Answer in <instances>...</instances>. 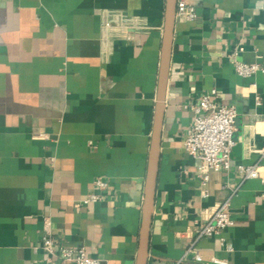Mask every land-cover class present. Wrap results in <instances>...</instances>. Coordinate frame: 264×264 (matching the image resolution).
<instances>
[{
	"label": "crops",
	"instance_id": "1",
	"mask_svg": "<svg viewBox=\"0 0 264 264\" xmlns=\"http://www.w3.org/2000/svg\"><path fill=\"white\" fill-rule=\"evenodd\" d=\"M179 1L196 17L174 28L148 264L183 255L240 184L238 166L258 159L249 147H264V72L234 69L264 63V0ZM164 2L0 0V264H68L42 248L46 218L56 246L135 264ZM212 90L236 109L235 145L230 168L203 183L183 141L189 106ZM90 194L99 199L85 202ZM230 209L225 242L197 247L227 264H264V184L243 181Z\"/></svg>",
	"mask_w": 264,
	"mask_h": 264
},
{
	"label": "built area",
	"instance_id": "2",
	"mask_svg": "<svg viewBox=\"0 0 264 264\" xmlns=\"http://www.w3.org/2000/svg\"><path fill=\"white\" fill-rule=\"evenodd\" d=\"M196 17L194 9L183 1H178L176 19L193 20ZM120 24L127 25L130 19L127 16L117 18ZM111 22L104 23V28L108 29ZM235 72L242 77H249L257 72H264V63H235ZM192 119L190 126L186 130L183 141L185 152L198 162L197 174L203 183L208 180L210 171L228 170L231 166V156L235 145L233 133L236 124V109L234 106L225 105L217 100L216 91L203 94L199 100L189 106ZM250 150L258 152V159L251 164H240L238 171L242 175L240 184L230 190V194L222 200L214 210L194 228L190 242L187 244L183 255L171 264H227V259L211 255L205 258L201 250L197 247L198 242L205 238L219 236L220 242H225L220 236L222 231L231 223V200L238 191L242 182L248 179H257L264 184V147L255 150L252 146ZM96 185L99 189L105 188V182L98 178ZM99 199L97 194H90L85 202H95ZM79 205V204H77ZM44 231L42 248L49 256H57L60 260L68 264H104L101 259L87 254L82 246H56L50 236V222L44 220ZM228 251L231 250L227 246Z\"/></svg>",
	"mask_w": 264,
	"mask_h": 264
},
{
	"label": "water",
	"instance_id": "3",
	"mask_svg": "<svg viewBox=\"0 0 264 264\" xmlns=\"http://www.w3.org/2000/svg\"><path fill=\"white\" fill-rule=\"evenodd\" d=\"M178 1L179 0H165L164 2L156 103L154 106L152 132L147 156V168L143 189L141 222L135 264H148L149 259L150 228L154 212L162 124L165 111V95L169 76Z\"/></svg>",
	"mask_w": 264,
	"mask_h": 264
}]
</instances>
